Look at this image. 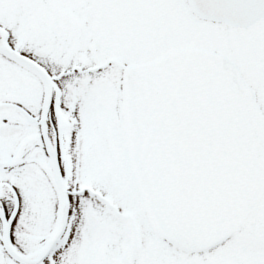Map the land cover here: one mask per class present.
Here are the masks:
<instances>
[{"label": "snow or ice", "instance_id": "snow-or-ice-1", "mask_svg": "<svg viewBox=\"0 0 264 264\" xmlns=\"http://www.w3.org/2000/svg\"><path fill=\"white\" fill-rule=\"evenodd\" d=\"M0 264H264V0H0Z\"/></svg>", "mask_w": 264, "mask_h": 264}]
</instances>
